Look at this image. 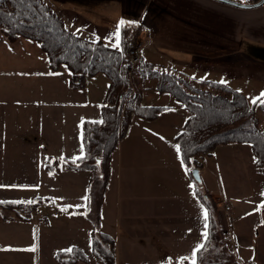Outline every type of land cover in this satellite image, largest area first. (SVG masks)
Here are the masks:
<instances>
[{"label": "crops", "instance_id": "0c3cea01", "mask_svg": "<svg viewBox=\"0 0 264 264\" xmlns=\"http://www.w3.org/2000/svg\"><path fill=\"white\" fill-rule=\"evenodd\" d=\"M45 1L70 32L106 44L118 21L136 22L125 26L140 25L137 41L145 61L153 67L183 76L192 71L194 75L187 76L194 78L220 77L219 81L247 99L264 91V3L239 8L217 0ZM0 52L16 63L0 62V201L38 203L29 205L33 209L27 221L14 222L10 214L0 217L4 230L15 232L13 236L25 235L27 241L19 248L1 243L0 264L5 260L40 264L43 255L57 264L53 258L57 250L78 246L86 251L80 243L62 246L66 240H57L56 234L51 238L54 242L47 243L53 228L42 226V207L63 205L61 201L66 199L65 206L82 209V215L90 219L93 201L83 197H88L91 174L67 169L71 182L62 185L66 168L61 167L59 176L46 172L45 156L72 160L81 155L82 123L101 120L100 106L109 80L97 74L86 77L83 88H71L69 69L61 65L57 71L50 70L39 43L21 36L9 42L1 31ZM234 82L248 86L249 91L244 92ZM143 84L150 87L152 81L146 79ZM154 92L144 90L142 104L149 105L156 97ZM167 96L157 104L165 107L157 119L132 118L126 136L112 154L109 181L93 216L99 229L114 240L116 264H158L155 259L159 254L173 255L177 262L188 256L191 262L192 251L204 241L202 202L193 197L189 188L193 183L173 147L174 137L190 113ZM254 158L249 143L218 145L210 156L200 158V175L217 201L222 232L232 237L230 245L237 260L254 259L260 264L264 257V219L259 207L264 201V167H256ZM212 167L218 184L214 188L206 176ZM231 176L230 182L226 177ZM59 187L68 192L66 196L54 192ZM225 206L230 207L229 218L224 214ZM83 237L90 240L88 230H82ZM32 248L35 251L28 250Z\"/></svg>", "mask_w": 264, "mask_h": 264}, {"label": "trees", "instance_id": "16d2710c", "mask_svg": "<svg viewBox=\"0 0 264 264\" xmlns=\"http://www.w3.org/2000/svg\"><path fill=\"white\" fill-rule=\"evenodd\" d=\"M257 1L246 0L251 3ZM0 31L9 42L21 36L39 43L48 57L50 70L57 71L61 65L69 69L71 88H83L86 77L97 74H103L109 80L100 106L103 123H82L85 139L81 141L87 158L76 163L64 159L65 163L61 164L59 157L47 154L44 162L45 171L55 176H59L61 167L90 172L89 201L96 193L101 202L110 177L112 154L125 137L132 118L153 121L165 109L159 105L142 104V93L147 89L169 95L190 113L174 142L181 145L180 157L191 178L192 169H201L202 156H210L218 145L231 142L249 143L255 156L254 165L264 167V119L256 113L260 111L264 115V105L249 103L244 94L219 80L186 78L147 62L134 70V77L130 76L129 51L137 42L140 25L123 27L121 51L105 47L102 40H89L70 32L45 0H25L23 4L20 0H0ZM146 79L152 81L150 87L143 84ZM193 182L196 196L209 212V237L203 241L206 247L197 253V264H244L234 257L229 247L223 245L224 234L216 201L203 181L200 184ZM37 204L3 202L0 207L15 212L11 220L27 221L29 210ZM29 205L32 207L28 208ZM261 218L264 219V208H261ZM96 226L89 230L92 254L101 264H116L113 238ZM70 248L71 253L57 250L54 261L57 264H89L88 256L80 247ZM177 264L191 262L180 258ZM245 264H255V260L250 259Z\"/></svg>", "mask_w": 264, "mask_h": 264}, {"label": "rangeland", "instance_id": "374dc122", "mask_svg": "<svg viewBox=\"0 0 264 264\" xmlns=\"http://www.w3.org/2000/svg\"><path fill=\"white\" fill-rule=\"evenodd\" d=\"M2 57L4 59H2ZM5 61H10V59L5 58L3 56V54H2V52H0V62H5ZM5 63L7 64V62H5ZM10 65L11 66L12 65H16V63L10 61ZM185 73L186 74L184 76L183 75H181V76L186 77V78H190V76H187L188 74H190L192 76L194 75V74H192V71H187ZM191 78H194V77H191ZM213 78H214L213 80H221L220 77H213ZM68 83H69V81H68ZM232 84L234 86H237V87L240 86L242 88V90L244 89V92H248L249 91V87L248 86H247L248 87L247 88L246 86H243V85H241L240 83H237V82H234ZM154 94H155L156 97L151 99L150 101H148L149 105H157V104H159V102L162 101L161 100L162 97H168L167 95L166 96L165 95H161L160 96L156 92H154ZM253 96H255V95H251V96L249 95L248 98H251ZM247 101L250 102V99H247ZM256 113H257V116H259L260 119H262V120L264 119V115H262V113L260 111H257ZM129 143H127V145H129ZM202 166H203V163H202ZM209 169H210V167H209ZM211 170H212V173H210L209 176L208 175H206V176H207L208 180L211 182V184H212V186L214 188V187L218 186V184H216V182H217L216 178L213 177V174H216V170L213 167L211 168ZM187 174H188V172H187ZM62 175L63 176L61 177V181H62L61 184L62 185L69 184L71 182L72 174L68 173V170L66 169L64 172H62ZM178 177L179 176L176 175V178H178ZM189 177H190V175H189ZM231 178H232V176L231 177H226V179H228V181H230V182L232 181ZM179 179H180V177H179ZM190 181H191V183L194 184V182H193L191 177H190ZM82 183H83V181H82ZM203 185L205 186L204 182H203ZM241 187H242L241 189H244L243 185ZM88 190H89V186L87 187V193H88ZM54 192H56L60 196H62V195L66 196L67 193H68V192H66L64 189H62L60 187L57 189V191H54ZM85 192H86V190H85ZM220 196H221V198L223 200L224 199L223 195H220ZM91 200L93 201V205H91L93 207H92L91 212H90V219L86 215H82V213H81L82 209H75V208H72L70 205H66L65 206L64 205V203H65L64 201H66V199H63V201H61V203H63L64 206L63 205H57V206H50V207H42L43 219L41 221H42V226L44 228H47V229H49L51 227L53 228L52 232L47 235L49 237L48 239H46L47 243H51V242L53 243L54 242V241L51 240V238L54 239L55 234H56V239L57 240H59V241L66 240V241L63 242L64 245H62V246H67V244L80 243L85 248V251H86L85 254L89 258V264H101V262L97 258H95L94 255L91 252L90 240H87L86 237H83L84 239L82 238V230L83 229L84 230L85 229L88 230V235H89L88 238H90V231L89 230H91V228H93V227H97L96 226L97 225L96 222L94 223V221H93V219H94L93 216L95 215V213H96V211L98 209V206H99L98 195L96 193L92 194ZM214 201H216V200H214ZM216 203H217V201H216ZM217 207H218V205H217ZM2 214L14 215L15 212L13 210L0 208V217L2 216ZM84 214H86V212ZM224 214H225V216H227L229 218V216H230L229 213H225L224 212ZM21 215H22V212H21ZM87 218H88V220H87ZM71 221H74V223L72 224ZM14 222H22V221L21 220L20 221L19 220H14ZM4 225L5 224H3V226ZM88 226H89V228H88ZM74 228H76L75 230H77V232L75 230H73ZM81 228H82V230H81ZM80 230H81V232H80ZM18 231H20V230H18ZM100 231H101V229H100ZM12 232L13 231L9 232L8 229L4 230L3 227L0 226V245H1V243H3L4 245H9L10 247H18L19 248L23 244L24 245L26 244L27 241H25V235L23 236L21 234V235H18V236H13V234H15V232H13V233ZM7 233H9V237L6 236ZM5 238H7V239H5ZM78 239L81 240V241H78ZM261 241H262V236L260 235L259 239L257 240V243L260 244ZM142 244H143V247L148 249L147 248L148 247L147 244H145V243H142ZM64 248H66V247H64ZM228 249L234 254L235 251H234L233 245H230V247ZM250 253H253V251L251 250ZM149 256H150V258L154 257V256L150 255V253H149ZM234 257H235V255H234ZM138 258H141V257H138ZM261 258L262 259L260 260V264H264V257H261ZM143 260H147V258H143ZM155 260L158 262V264H165L166 261L171 263V264H177V263H175V260L177 262V259L173 255H164L163 256L162 254H159L157 259H155ZM4 262H5V264L16 263V262H13L11 260H9V261L5 260ZM40 264H51L50 258L49 257L47 258L45 255H43L41 257ZM244 264H245V262H244Z\"/></svg>", "mask_w": 264, "mask_h": 264}, {"label": "snow or ice", "instance_id": "6c2138e0", "mask_svg": "<svg viewBox=\"0 0 264 264\" xmlns=\"http://www.w3.org/2000/svg\"><path fill=\"white\" fill-rule=\"evenodd\" d=\"M20 2L23 4V3H25V0H20ZM241 3H242V6H243L246 3V0H241ZM28 7H31V5L29 4ZM9 15H11V14H9ZM135 23L136 22H133V21H125L123 19H121L120 21H118L117 24L115 25L114 32L108 37V43L105 45V47H109L110 46V47H113L114 49H118V50H121L122 51V47H121L122 46V43H123V40H122V29H123V27L126 24H135ZM5 31H7V29H5ZM50 74H52V73H50ZM55 74L58 75L59 73H55ZM220 83H226V82L225 81H220ZM248 99H250V102L253 105H257L258 102H259L260 105H264V91H262L259 96H257V97H251V98H248ZM167 110L168 111H174V109H167ZM249 111H251V109H249ZM91 123L99 124V123H103V120H100V121H92ZM80 138H81L82 141H84L85 137H84L83 131H81ZM161 139H163V137H161ZM173 147H174V149H175V151L177 153L178 158H180L181 145L179 143H177ZM79 151H80L81 155L76 156V157H73L72 163H76L77 160H84V159L87 158L83 154L84 153V145H83V143L81 144V147H80ZM59 159H60L61 164L65 163V160H64V157L63 156H61ZM181 164L183 166V164H184V160L183 159H181ZM185 174H187V168H185ZM189 188L192 189V195H193V197H196L197 193L195 191V185L194 184H190L189 185ZM261 195L264 196V192H262ZM83 199L85 201H87L88 200V197L85 196V197H83ZM0 203H3V202L0 201ZM28 203L31 204L32 201H28ZM199 207L201 209L200 216H201V218L203 220V227L205 229V231H203L201 233V235L204 238V240L207 241V239L209 237V232L207 231V229L209 227V225H208L209 212H208V210L202 204H200ZM259 207L260 208H264V203H262L261 205H259ZM205 247H206V244L200 243V244H198L194 248V250L191 253V264H197V253L200 252ZM28 250L29 251H35L34 248L28 249ZM63 251H65L66 253H71L72 249L69 248V249H66V250H63ZM188 259H189L188 256H185V257H182L181 258V260H188ZM165 264H169V262L166 261Z\"/></svg>", "mask_w": 264, "mask_h": 264}, {"label": "built area", "instance_id": "2783aa9c", "mask_svg": "<svg viewBox=\"0 0 264 264\" xmlns=\"http://www.w3.org/2000/svg\"><path fill=\"white\" fill-rule=\"evenodd\" d=\"M145 63V58L142 53V46L141 44L137 41L135 46L129 51V74L131 77H134V70L138 67L141 66L142 64ZM230 207L225 206L224 207V212L229 213ZM223 245L225 247H229V245L232 243V237L231 236H225L223 239Z\"/></svg>", "mask_w": 264, "mask_h": 264}, {"label": "water", "instance_id": "95a60500", "mask_svg": "<svg viewBox=\"0 0 264 264\" xmlns=\"http://www.w3.org/2000/svg\"><path fill=\"white\" fill-rule=\"evenodd\" d=\"M217 1L227 4V5L239 7V8H255V7L261 6L264 3V0H258L257 2H254V3H245L242 6V3L236 0H217ZM191 176L196 183L200 184L202 182L199 169L197 168L192 169Z\"/></svg>", "mask_w": 264, "mask_h": 264}]
</instances>
